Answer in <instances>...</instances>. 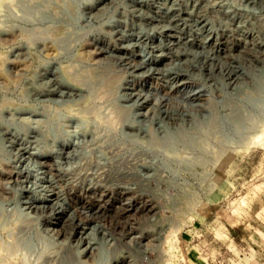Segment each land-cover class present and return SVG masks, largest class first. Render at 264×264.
<instances>
[{
    "label": "rangeland",
    "instance_id": "374dc122",
    "mask_svg": "<svg viewBox=\"0 0 264 264\" xmlns=\"http://www.w3.org/2000/svg\"><path fill=\"white\" fill-rule=\"evenodd\" d=\"M0 123V264H264V0H0Z\"/></svg>",
    "mask_w": 264,
    "mask_h": 264
},
{
    "label": "bare ground",
    "instance_id": "6f19581e",
    "mask_svg": "<svg viewBox=\"0 0 264 264\" xmlns=\"http://www.w3.org/2000/svg\"><path fill=\"white\" fill-rule=\"evenodd\" d=\"M27 15H29V14H27ZM107 21H108V20H107ZM49 91H51V90H49ZM117 113L119 114L120 117H124V115H126V116L128 115L127 111H125V110L122 109V108H121V109L118 108V109H117ZM1 128H4V125L0 123V129H1ZM33 133L36 134V136H39V135H40V133H39L37 130H36V131H31V132H30L29 129H28V130L26 131V133H24V134H25V135H26V134H27V135H28V134H32V135H33ZM38 133H39V134H38ZM54 137H56V139H61V138H59V137L57 136V134H55ZM17 138H18V137H17ZM59 142H60L61 145H63V146H65V144H66V142L63 141V139H61ZM60 143H59V144H60ZM76 153H77V152H76ZM76 153H75V154H76ZM73 154H74V153H73ZM81 240H83V239H81ZM89 240H90V239H89ZM87 242H88V239H87ZM84 245H86V244H84ZM28 246H29V245H28ZM93 246H95V244L92 245L91 242H88V247H89V248L87 247L88 249L86 248L87 250H86V249H85V250L87 251V253H89V255H90L92 252H94V249H95V248H94ZM35 247H36V245H33V244H30V247H27L26 245H24L23 248H22V249H23L22 251L25 252V253H27V254H29L28 252H29L31 249L35 248ZM96 249H97V248H96ZM9 250H10V249H9ZM34 250H35V249H34ZM79 253L82 254V252H79ZM85 254H86V253H85Z\"/></svg>",
    "mask_w": 264,
    "mask_h": 264
}]
</instances>
